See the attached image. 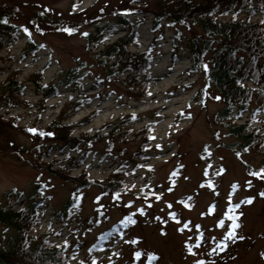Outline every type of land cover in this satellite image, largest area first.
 Masks as SVG:
<instances>
[{"label": "rangeland", "instance_id": "374dc122", "mask_svg": "<svg viewBox=\"0 0 264 264\" xmlns=\"http://www.w3.org/2000/svg\"><path fill=\"white\" fill-rule=\"evenodd\" d=\"M168 1L0 0V15L12 14L6 24L17 28V39L7 38L0 51L1 66L9 68L0 75V210L35 207L34 235L57 232L59 237L52 240L70 246L72 264H264V171L258 173L264 158L238 147L231 131L249 114L236 121L219 120L224 104L214 85L205 89L206 72L195 64L192 51L193 32L168 21L156 26L150 14ZM140 10L143 14L138 15ZM116 13L139 25L133 50H149L154 57L145 79L148 96L141 99L121 81L107 79L98 51L87 47L95 23L107 28V44L128 32L114 26ZM85 20L95 22L79 30L57 27L62 21ZM191 28L202 33L198 26ZM44 68L43 83L58 85L60 92L42 107L31 76ZM69 70L77 75V86L67 84ZM11 77L24 85L23 96L7 93ZM74 101L84 103L66 123L97 113L75 135L109 132L123 118L136 116L133 132L156 122L149 149L142 151L143 136L131 133L127 142L117 139L112 152L106 140L60 150L62 144L48 125ZM257 107L255 100L252 108ZM257 118L256 125H264V113ZM49 149L50 156H41ZM141 152L144 158L139 159ZM67 154L71 159L66 164L75 168V176L86 171L105 181L123 166L135 194L118 201L103 197L97 187L75 193L76 183L44 168ZM248 166L258 175L249 173ZM75 195L82 202L68 209ZM130 215L136 216L134 227L98 245ZM233 223L239 227L233 230ZM229 232L233 238H227ZM17 236L15 226L0 218V254L12 249Z\"/></svg>", "mask_w": 264, "mask_h": 264}, {"label": "trees", "instance_id": "16d2710c", "mask_svg": "<svg viewBox=\"0 0 264 264\" xmlns=\"http://www.w3.org/2000/svg\"><path fill=\"white\" fill-rule=\"evenodd\" d=\"M139 14L143 12L140 10ZM150 14L153 15L156 26L168 21L172 26H183L193 32L192 51L195 64L200 65L206 72L205 89H208L211 84L214 85L220 95L219 99L224 104L219 120L236 121L248 113L247 120L243 124L231 126L232 135L237 138L238 147L256 150L264 158V125H256L259 121L257 114L264 113V0H171L161 4L158 10ZM11 15L3 13L0 15V21H5ZM240 15L242 18H239ZM228 17H230L229 20L226 19ZM255 18L258 19L254 20ZM114 19V26L127 27L128 32L107 44V28L95 23L93 25L95 31L89 35L87 47L90 51H98L97 59L99 65L108 73L107 79L112 77L121 81L130 94H137L134 96L136 99L147 97L148 85L145 79L150 75L148 71L154 57L149 50L144 52L133 50V47L137 46L139 37L137 22L117 13ZM85 23L74 24L62 21L57 27L65 24L63 26L65 28L79 30L83 25L92 24L89 20H85ZM191 25L200 27L202 33H195ZM112 29H114L113 26ZM16 30L17 28L0 22V51L5 47L7 38L17 39ZM175 47L178 50L179 45L176 44ZM206 59H209L208 61L212 64L210 67ZM0 60H2L1 57ZM7 70L9 68H3L0 64V75ZM44 72L45 68L31 76L37 88L36 91L41 97L42 107L49 99L57 97L60 92L58 85L43 83ZM66 75L68 85H78V82H73L76 81V74H72L69 70ZM9 85L7 93L12 97L24 95V85L19 83L18 79L11 77ZM255 100L258 102V107L253 109L252 104ZM83 103V101H74L66 105L48 125L49 132L62 144L60 150L92 147L106 140L107 149L112 152L116 150L117 139L127 142L131 133L135 136H143L140 139L142 151L149 149L156 122L151 121L137 132H133L132 127L136 122V116L123 118L122 122L114 125L115 128L109 132L102 129L94 134L86 131L75 135L97 115L93 113L75 123H66L69 117L81 110ZM68 111L72 112L68 114ZM117 133L119 138H115ZM236 151L239 150L236 149ZM50 154L49 149L41 156L48 157ZM142 154V152L138 154L137 158H144ZM70 159L67 154L60 161L52 160L44 168L63 181L76 183L75 193L97 187L101 190L103 197L112 196L118 201L125 196L135 194L129 187L127 170L123 166L112 171L105 181H100L91 178L86 171H82L77 176L73 175L75 168L73 166L69 168L66 164ZM138 165L141 166L142 163ZM248 168L251 174L262 173L264 159L259 172L254 171L251 166ZM77 197L75 195L72 198L68 209L74 207L77 201L82 202V198ZM35 211V207L32 210L28 208L17 210V205H13L10 212L3 208L2 211L0 210V218L4 223L13 224L18 232L12 249L0 254L2 264H72L74 254L72 249L69 250L70 246L56 245L52 240L53 237H59L57 232L45 233L38 237L34 235V229L38 223ZM129 219L134 222L130 223ZM136 223L135 215L128 216L109 231L98 245L115 238V235H123ZM97 248L93 251L95 252Z\"/></svg>", "mask_w": 264, "mask_h": 264}, {"label": "snow or ice", "instance_id": "6c2138e0", "mask_svg": "<svg viewBox=\"0 0 264 264\" xmlns=\"http://www.w3.org/2000/svg\"><path fill=\"white\" fill-rule=\"evenodd\" d=\"M0 22L7 23L6 20H5V21H0ZM31 131H35V130H31ZM248 203H251V200H249ZM230 211H231V210H230ZM229 219L235 220L236 217L230 216ZM129 222L132 223V222H134V221H132L131 219H129ZM222 224H223V221H221V225H222ZM237 227H239L238 224H235V223L232 224V228H233V230H234L235 228H237ZM233 235H234L233 232H229L227 238H229V239H230V238H233Z\"/></svg>", "mask_w": 264, "mask_h": 264}]
</instances>
